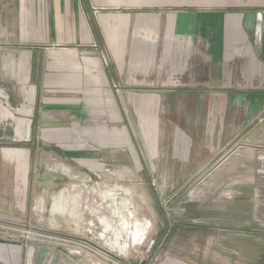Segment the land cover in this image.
Returning a JSON list of instances; mask_svg holds the SVG:
<instances>
[{"label": "crops", "instance_id": "1", "mask_svg": "<svg viewBox=\"0 0 264 264\" xmlns=\"http://www.w3.org/2000/svg\"><path fill=\"white\" fill-rule=\"evenodd\" d=\"M263 32L264 0H0V214L32 183L68 212L51 177L131 168L138 118L144 146L263 144Z\"/></svg>", "mask_w": 264, "mask_h": 264}, {"label": "rangeland", "instance_id": "2", "mask_svg": "<svg viewBox=\"0 0 264 264\" xmlns=\"http://www.w3.org/2000/svg\"><path fill=\"white\" fill-rule=\"evenodd\" d=\"M142 120L131 168L119 146L51 177L68 212L32 183L28 213L0 214V264H264V143L144 146L139 131L159 125Z\"/></svg>", "mask_w": 264, "mask_h": 264}, {"label": "water", "instance_id": "3", "mask_svg": "<svg viewBox=\"0 0 264 264\" xmlns=\"http://www.w3.org/2000/svg\"><path fill=\"white\" fill-rule=\"evenodd\" d=\"M260 42H261V50H262V53H263L262 57H263V60H264V32L262 33Z\"/></svg>", "mask_w": 264, "mask_h": 264}]
</instances>
